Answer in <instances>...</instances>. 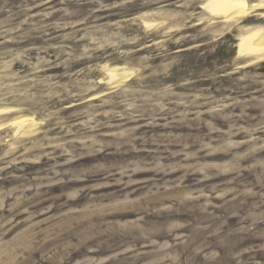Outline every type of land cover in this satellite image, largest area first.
I'll return each mask as SVG.
<instances>
[{
    "label": "rangeland",
    "instance_id": "1",
    "mask_svg": "<svg viewBox=\"0 0 264 264\" xmlns=\"http://www.w3.org/2000/svg\"><path fill=\"white\" fill-rule=\"evenodd\" d=\"M207 1L0 0V264H264V0Z\"/></svg>",
    "mask_w": 264,
    "mask_h": 264
},
{
    "label": "bare ground",
    "instance_id": "2",
    "mask_svg": "<svg viewBox=\"0 0 264 264\" xmlns=\"http://www.w3.org/2000/svg\"><path fill=\"white\" fill-rule=\"evenodd\" d=\"M250 1L251 0H208L204 8L213 16H218L220 18L224 17V19L247 18L252 8H258L260 6L259 4L251 6ZM237 48L238 56L242 59H248L250 62L264 61V30H255L242 35L239 39ZM115 73H110L112 80H118ZM27 121L29 120L24 118L21 122Z\"/></svg>",
    "mask_w": 264,
    "mask_h": 264
}]
</instances>
